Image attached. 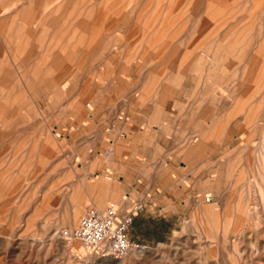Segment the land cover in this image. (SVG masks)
I'll return each mask as SVG.
<instances>
[{
    "label": "rangeland",
    "instance_id": "obj_1",
    "mask_svg": "<svg viewBox=\"0 0 264 264\" xmlns=\"http://www.w3.org/2000/svg\"><path fill=\"white\" fill-rule=\"evenodd\" d=\"M0 104V264H264V0H0ZM116 196L146 249L70 252Z\"/></svg>",
    "mask_w": 264,
    "mask_h": 264
},
{
    "label": "built area",
    "instance_id": "obj_2",
    "mask_svg": "<svg viewBox=\"0 0 264 264\" xmlns=\"http://www.w3.org/2000/svg\"><path fill=\"white\" fill-rule=\"evenodd\" d=\"M138 210L136 207L122 214L114 203L105 209L88 207L73 230V236L99 256L124 259L131 251L146 249L145 245L130 238Z\"/></svg>",
    "mask_w": 264,
    "mask_h": 264
},
{
    "label": "crops",
    "instance_id": "obj_3",
    "mask_svg": "<svg viewBox=\"0 0 264 264\" xmlns=\"http://www.w3.org/2000/svg\"><path fill=\"white\" fill-rule=\"evenodd\" d=\"M256 78V76H255ZM131 147V157L128 158V166L126 176L123 180L126 189L134 188L137 184V178L145 175L147 169H151V162H147L148 158H158V146H128ZM156 173V172H155Z\"/></svg>",
    "mask_w": 264,
    "mask_h": 264
},
{
    "label": "bare ground",
    "instance_id": "obj_4",
    "mask_svg": "<svg viewBox=\"0 0 264 264\" xmlns=\"http://www.w3.org/2000/svg\"><path fill=\"white\" fill-rule=\"evenodd\" d=\"M170 1V0H169ZM205 3V2H204ZM255 3V2H254ZM53 5V4H52ZM54 6V5H53ZM52 8V7H51ZM54 8V7H53ZM49 11H50V9H49ZM240 13V12H239ZM48 15V14H47ZM215 31V30H214ZM202 38V37H201ZM50 44V43H49ZM48 50V49H47ZM49 52H51V51H49ZM242 57V56H241ZM251 58V57H250ZM224 59V58H223ZM234 65V64H233ZM34 67V66H33ZM57 68V67H56ZM232 68H234V67H232ZM219 69V68H218ZM235 75H236V73H235ZM66 82V81H65ZM64 83V82H63ZM62 83V84H63ZM62 87V86H61ZM223 92V91H222ZM220 97V96H219ZM217 100V99H216ZM221 100H222V98H221ZM220 100V101H221ZM245 100V99H244ZM161 102V101H160ZM0 106H1V104H0ZM244 106V105H243ZM2 107V106H1ZM240 107V106H239ZM245 107V106H244ZM243 108V107H242ZM1 110V109H0ZM215 112H216V110H215ZM214 112V113H215ZM218 112H216L215 114H217ZM216 116H214V118H215ZM228 118V117H227ZM219 120V119H218ZM168 121V120H167ZM217 121V120H216ZM211 123H213V121L211 122ZM213 125V124H212ZM210 132V131H209ZM221 132V131H220ZM212 134H213V132H211ZM215 134V133H214ZM241 134H243V133H241ZM263 134H264V132H263ZM220 134H218V136H219ZM212 136V135H211ZM217 136V135H216ZM245 136V135H244ZM264 137V136H263ZM242 138V137H241ZM216 139V138H215ZM220 140H221V138H220ZM262 140H264V139H262ZM251 144V143H250ZM262 144V143H261ZM245 145V144H244ZM264 147V146H263ZM261 148H262V146H261ZM261 150V149H260ZM111 155V154H110ZM109 155V156H110ZM229 159V158H228ZM96 178H98V177H96ZM106 180H108V182H107V184H109V186H111V179H109V178H107ZM106 182V181H105ZM110 188V187H109ZM249 190V189H248ZM114 195H116V194H114ZM113 196V195H112ZM248 197V196H247ZM127 198V197H126ZM116 202H112V203H114L115 205H116V207L119 209V211H121L122 209H120L119 208V204L121 203L120 202V200H117V196H116ZM122 200H123V198H122ZM244 201V200H243ZM248 201V200H247ZM97 202V201H96ZM124 202V201H123ZM125 202H126V200H125ZM102 204H103V201H98V203H94V207H96V208H98V209H101L100 207L102 206ZM122 204V203H121ZM123 204H125V203H123ZM122 204V205H123ZM121 205V206H122ZM246 205V204H245ZM263 208V207H262ZM250 210H251V208H250ZM250 210H248V211H250ZM247 211V212H248ZM78 214V211H76V213L71 217V220L73 221V223H75V221L77 220V215ZM243 226V225H242ZM59 235H62V237H64L65 238V240L66 241H68L67 239H71L72 241L70 242L71 243V245L69 246V250H70V252L71 251H73V250H77V246H76V241H80L79 239H77V238H75L74 236H73V231H71V232H69L68 230H66V229H63V231H62V233L61 234H59ZM80 242H82V241H80ZM82 244L84 245V251H87V250H89L86 246H85V244L82 242ZM83 248V247H82ZM80 251V250H79ZM138 251H141V250H138Z\"/></svg>",
    "mask_w": 264,
    "mask_h": 264
}]
</instances>
